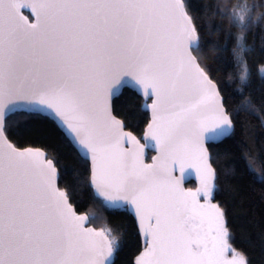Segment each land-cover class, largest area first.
Here are the masks:
<instances>
[{"label": "snow or ice", "instance_id": "6c2138e0", "mask_svg": "<svg viewBox=\"0 0 264 264\" xmlns=\"http://www.w3.org/2000/svg\"><path fill=\"white\" fill-rule=\"evenodd\" d=\"M261 6L229 0L222 13L244 30L233 47L241 94L251 78L246 30L264 19V12L251 15ZM184 9L183 0H0V264H114L118 243L84 227L90 217L77 215L57 187L52 160L5 138L6 112L21 101L52 109L91 153L94 197L105 207L118 200L135 206L148 245L136 264H247L234 250L231 260L225 256L230 245L219 206L197 199L215 187L203 147L208 122L216 136L233 124L192 55L201 41ZM259 72L264 76V66ZM126 77L156 97L145 135L161 153L158 164L143 163L146 145L122 132L111 113L108 97ZM125 136L134 150L120 148ZM188 161L206 173L196 192L184 191L169 169L180 165L183 176Z\"/></svg>", "mask_w": 264, "mask_h": 264}, {"label": "trees", "instance_id": "16d2710c", "mask_svg": "<svg viewBox=\"0 0 264 264\" xmlns=\"http://www.w3.org/2000/svg\"><path fill=\"white\" fill-rule=\"evenodd\" d=\"M183 3L201 41L200 48L192 51L217 85L233 124L229 136L207 146L215 171V187L210 197L200 196L199 202L219 206L224 214L227 241L247 264H264V76L259 72L264 66V19L250 24L246 30L245 42L252 49L245 54L251 78L241 94L233 47L234 36L244 30L231 27L228 17L222 14L229 0ZM248 3L264 5V0ZM260 12H264V6L252 10L253 20ZM24 14L32 20L29 12ZM239 51L237 48V54ZM147 103L127 88L112 101L113 114L139 139L149 122ZM4 133L16 147L44 150L58 171V187L67 193L75 211L87 214L94 229L110 233L109 238L118 242L112 257L114 264H136L146 247L135 220L127 208L105 207L102 198L94 197L88 161L50 118L15 112L6 117ZM152 155L147 151V162ZM186 187L195 189V184L190 182Z\"/></svg>", "mask_w": 264, "mask_h": 264}, {"label": "water", "instance_id": "95a60500", "mask_svg": "<svg viewBox=\"0 0 264 264\" xmlns=\"http://www.w3.org/2000/svg\"><path fill=\"white\" fill-rule=\"evenodd\" d=\"M24 11H27V12L30 13V15L32 16V20H30V21L34 23L35 22V16L31 14L30 9H22L21 10V14L22 15H25L24 14ZM175 26L177 28L181 27V23H180L179 20L176 21V25ZM191 52H192V55L195 56L194 53H193V51H192V49H191ZM213 83L215 84L214 81H213ZM125 88H127L129 90H132L139 97H141L143 100H148L149 101V103L146 104V109L149 112V122H148L147 126L145 127V130H144V133H143L141 139L137 138L130 131L126 130L123 122L119 118H117L113 114V111H112V101H113V99L116 98L122 92V90L125 89ZM217 90H218V87H217ZM218 92H219V90H218ZM219 95H220V98H221L222 104H223V98H222L220 92H219ZM155 99H156V97H154V96H145L144 91H143V88H139V90H137V87L131 82V78L130 77L124 78L123 82L120 83L113 90L111 96L108 97V104H109V107H110V110H111L112 115L116 119H118V120L121 121V124H122L121 131L124 132V133H131V136L135 137L136 141H138L141 146H145L146 145V147H144V151H143V155H142V161L146 165H152L154 163L155 164H158L159 161L158 160H154V158L155 157H159L161 155L160 151L156 148V142L154 140H152L150 136L149 137H146V135H145L148 132V125L150 123H152V108H151V105L153 103V100H155ZM223 107H224V104H223ZM224 109H225V107H224ZM21 111L30 112V113L38 114V115H42V116H47L48 118H50L57 125V127L59 128V130L65 135V137L69 140V142L76 149V151L78 152V154L83 159H85V160L88 161V163H89V170H90V181H91L92 168H93L91 153H88L82 146H80L78 144V141H74L73 140L72 137L74 136V134H69V132L67 130V126L64 125L62 123V121L60 120V118H58L55 115L54 111L52 109L47 108L46 106H40L38 104H30V103L21 101V102L16 103L15 105H10L9 106V110L6 112V117L9 116L10 114H13L15 112H21ZM226 114H228V113L226 112ZM211 127H212V122L209 121L208 122V129H209V131H207V132L204 133V137H203V147L207 150V153H208V156H209L208 164L211 167V169L213 170V172L215 173L214 168L212 167L211 162H210V154H209V151H208L207 146L209 144H212V143H218L221 140H223L224 138H226L227 136H229V134L233 130V127H232V129L230 130V132L228 134L222 135V136L213 135L211 133V131H210L211 130ZM4 136L8 140V142L11 143L14 146V144L7 138V136H6L5 133H4ZM14 147H16V146H14ZM16 148L18 150H24V149L37 150L38 149V150L42 151L45 154V159L46 160H50V159L47 158L46 152L44 150L40 149V148H34V147H26V148L16 147ZM120 148H122L124 151H131V150H134L135 146H134L133 143H130L129 142V138L127 136H125L124 139L120 143ZM147 151H150V152L153 153L150 162H147L146 161ZM193 164H194V161H188L187 162V166L185 168V173H184L183 176L181 175V171H180V167L181 166L180 165H176L175 167H173L172 165H169V169L171 171L172 177L175 180H178L180 182V187L184 191H186V192L187 191L196 192L198 189H200L202 187L201 178H202V176L206 175V173H205V171L203 169L201 170L200 173H198L196 167L193 166ZM53 165H54V163H53ZM57 178H58V171H57ZM190 182H193L195 184V189H190V188H187L186 187V185L188 183H190ZM57 187H58V184H57ZM92 188H93V190L95 192L94 186H92ZM200 196H203L204 197L203 194H201ZM200 196L197 197L198 201H199V197ZM199 203L200 204H205L203 202H199ZM111 207H115V208L125 207V208H127V210L129 211L130 215L135 220V224H136L137 231H138V234L140 236L141 242H142L143 246H145L147 248L148 245H147V242H146V237H145L144 231H143V229L141 227L140 217L137 215L135 206L133 204H131L130 201L118 200L117 203H116V205L111 206ZM76 214L77 215H84V214H78L77 212H76ZM153 223H154V221H153ZM84 227L85 228H91V229H93L94 231H97V232L101 231V230L94 229V227L89 224V220L85 223ZM112 257H113V255L109 258L111 261H112Z\"/></svg>", "mask_w": 264, "mask_h": 264}, {"label": "rangeland", "instance_id": "374dc122", "mask_svg": "<svg viewBox=\"0 0 264 264\" xmlns=\"http://www.w3.org/2000/svg\"><path fill=\"white\" fill-rule=\"evenodd\" d=\"M229 244V243H228ZM235 253H237L236 251H235ZM238 254V253H237ZM225 256H226V258L227 259H229V260H231L232 258H233V249L230 247V249L226 252V254H225Z\"/></svg>", "mask_w": 264, "mask_h": 264}]
</instances>
